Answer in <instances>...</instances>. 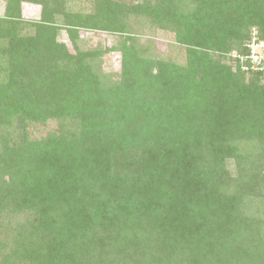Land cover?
Here are the masks:
<instances>
[{
    "label": "trees",
    "instance_id": "16d2710c",
    "mask_svg": "<svg viewBox=\"0 0 264 264\" xmlns=\"http://www.w3.org/2000/svg\"><path fill=\"white\" fill-rule=\"evenodd\" d=\"M74 2L0 16V264H264V69L246 58L264 0ZM83 29L120 36L91 48Z\"/></svg>",
    "mask_w": 264,
    "mask_h": 264
},
{
    "label": "rangeland",
    "instance_id": "374dc122",
    "mask_svg": "<svg viewBox=\"0 0 264 264\" xmlns=\"http://www.w3.org/2000/svg\"><path fill=\"white\" fill-rule=\"evenodd\" d=\"M6 0H0V16L5 12ZM76 10L88 11L90 9V0H76V2L70 4ZM41 7L39 5H31L29 3L23 5V13L26 19H37L40 17ZM132 30L138 33V38L141 43L150 41L148 44L152 47V52L155 51L157 55H162L168 58H172L178 62H184L185 52L184 47L178 45L174 41V33L167 30H161L159 28H154L149 22L141 20H131ZM80 36L82 42H84L88 47L94 48L96 45H111L114 39H118L120 35L109 34L107 32H96L88 29H83L80 31ZM61 39L67 38V36H61ZM81 43V41H79ZM69 49L74 52L71 42L67 41ZM84 44L81 43V47ZM260 49V48H259ZM120 57L118 52L110 53L106 55L103 60L102 67L104 71H117L120 68ZM57 127V122L52 120L47 124H36L30 126L31 137H42L48 131Z\"/></svg>",
    "mask_w": 264,
    "mask_h": 264
},
{
    "label": "built area",
    "instance_id": "2783aa9c",
    "mask_svg": "<svg viewBox=\"0 0 264 264\" xmlns=\"http://www.w3.org/2000/svg\"><path fill=\"white\" fill-rule=\"evenodd\" d=\"M247 46L249 48V54L246 58L251 60V64L255 69H264V42L258 41L253 37Z\"/></svg>",
    "mask_w": 264,
    "mask_h": 264
}]
</instances>
